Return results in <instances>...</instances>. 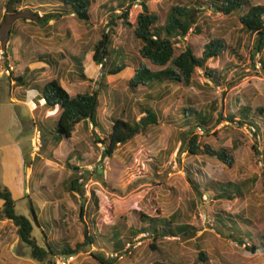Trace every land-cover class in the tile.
Here are the masks:
<instances>
[{"label": "rangeland", "instance_id": "obj_1", "mask_svg": "<svg viewBox=\"0 0 264 264\" xmlns=\"http://www.w3.org/2000/svg\"><path fill=\"white\" fill-rule=\"evenodd\" d=\"M48 1L51 4L33 6L30 13L20 9V12L11 11L4 20L0 15V75H3L0 77V185L13 194L16 212L33 222L32 234L37 243L45 246V239H48L58 246L67 243L74 246L83 240L86 226L96 233L97 243L90 249L84 248L67 256L68 264H99L90 255L92 251L113 259L110 261L115 264H264V250L252 252L247 248L252 240L245 238V244H240L225 236L226 230L214 218L215 213L236 214L244 231L255 236L264 234V112L254 118L260 125L259 136L251 127L239 124L240 109L248 107L254 117L258 107L264 108V72L258 64L260 57L264 58V50L256 54L257 36L242 27L237 14L225 16L204 4L196 7L201 33L191 30L176 41L175 47L179 52L184 45L191 44L201 56L204 44L212 37L223 38L228 44L225 51L206 63L221 75L219 82L213 83L204 69L198 68L194 80L199 85L164 84L159 93L141 85L132 93L128 81L134 74L133 67L111 75L87 57L83 59L86 78L72 84L69 77L72 74L79 76L70 54H79L81 50H87V55L93 54L94 44L109 25V8L115 7L117 0H94L88 25L78 22L70 13L59 15L60 3ZM153 1L164 10L177 3L194 5V0ZM248 1L264 5V0ZM104 4L108 6L103 7ZM50 14L57 16H52L50 23H44L42 19H48ZM135 14L131 13L132 21ZM56 19L57 23L53 24ZM13 22L22 25L11 28ZM19 36L23 38L24 46ZM111 38L116 48L122 47L138 62V44L132 38V29L119 24L113 27ZM8 50L18 52L20 60L22 56L36 59L41 53L57 58L60 64L54 71L60 69L59 76L72 95L77 91L96 89L98 82L106 77L110 84L109 94L99 91V118L106 129H110L112 119L121 116L122 109H125V118L139 120L144 116V106L156 109L161 114V123L119 145L112 156L104 157V142H96L92 128L85 132L81 125L76 127L70 139L56 147L50 144L47 149L40 150L38 121L32 119L28 108L15 106L17 95L11 92L5 77L9 75L5 65L10 61ZM18 53L10 59H15ZM147 63L152 69H158L148 60ZM70 69L73 70L67 77ZM151 94L152 99H149ZM187 109H196L209 116L207 132L202 127L199 130L194 121L183 120ZM230 113L235 115L233 122ZM95 131L100 140L104 139L106 132ZM193 132L198 133L200 142L215 148L231 149L234 142L239 143L232 151L233 166L229 167L215 157L179 152L183 141ZM66 162L78 166V174L92 173L84 185L85 198L71 194L63 187V181L72 173ZM190 164L202 167L213 181L242 183L244 196L227 201L206 192L199 198L187 180ZM96 169L102 174V181L97 180ZM92 191H95L97 201ZM29 197L34 201L40 226L31 213ZM193 198L195 207L191 209L189 201ZM2 203L0 199V214ZM82 205L83 215H80ZM138 211L163 217L180 213L183 220L194 225V237L165 236L157 240L152 237L130 250L128 244H134L138 234L126 242L121 252L114 251L112 229L103 228L99 222L113 225L121 233V240L126 241L125 236L137 225ZM255 239L258 242V238ZM201 251L205 253L206 261H197ZM59 257L48 256L44 261L33 258L30 248L18 237L17 228L0 216V264H57Z\"/></svg>", "mask_w": 264, "mask_h": 264}, {"label": "trees", "instance_id": "obj_2", "mask_svg": "<svg viewBox=\"0 0 264 264\" xmlns=\"http://www.w3.org/2000/svg\"><path fill=\"white\" fill-rule=\"evenodd\" d=\"M27 0H6L7 12H13ZM44 1V0H43ZM46 1V0H45ZM60 3L59 15L73 14L76 20L82 24L88 25L91 21L92 14L90 8L94 0H56ZM199 3V4H198ZM197 4V5H196ZM208 4L215 11L228 16L237 14L242 24L249 33L257 36V44L255 46L256 54L264 50V5L251 3L248 0H194V5L184 2L177 3L164 10L153 0H117L115 7L109 8V25L102 31L101 38L93 46V60L96 65L102 67L107 74L116 75L122 72L127 67H133L134 74L128 81L130 91L134 93L139 86H146L155 89L154 93H159L163 90L164 84L177 85H199L194 80V75L198 68H203L205 74L211 78L212 82L220 81V74H216V70L206 65L209 59L219 57L227 48V42L223 38H211L204 44L202 55L198 56L191 44L184 45L179 52H176V41H180L188 35L191 30L196 33H201V25L198 23L199 17L196 14V7ZM108 5L104 4L103 7ZM64 8V9H63ZM118 12V13H116ZM135 12V19L132 21L131 13ZM56 14L48 16L49 20ZM132 29V38L138 44L137 61L133 57L126 54L122 47L116 48L112 41L113 27L117 25ZM87 50H81L79 54H70L74 67L77 70L78 76L85 79L83 59ZM255 56V54H253ZM144 60H148L158 69H152ZM254 60V59H253ZM259 63L261 70L264 72V58L260 57ZM18 81H23L21 77ZM106 77H103L98 82L96 89L84 91L72 97L69 92L63 87L59 77L47 79L43 83L42 98L45 100V105L48 108L59 105L61 112L59 117L53 121L39 124L41 149L45 150L50 144L55 147L64 139H70L73 136L77 126L88 132L92 128V134L96 142H104L105 147L103 156H112L119 145L125 144L137 134H144L154 127H158L161 123V114L150 106H144V116L139 120L132 117L125 118L121 111V116L112 119L110 129H106L105 123L99 118L100 109V90L109 94ZM169 86V85H168ZM163 88V89H162ZM117 94V93H116ZM112 96V95H111ZM153 94L149 99H152ZM113 97V96H112ZM189 110V111H188ZM258 113L251 116L248 107L242 108L239 111L241 119L239 124H246L253 129L256 136L260 135V125L254 120L259 114L264 112V108L258 107ZM183 120L185 122L194 121L198 127H202L204 132L208 131L209 116L196 109L184 110ZM230 121L233 122L235 115H229ZM109 127V126H108ZM102 133L106 132L104 139L100 140L95 130ZM198 133H192L188 140H184L179 152L186 151L191 155H203L215 157L229 167L233 166L234 158L232 151H235L239 143L234 142L231 149L227 147H213L210 144L199 141ZM99 140V141H97ZM183 145H186L183 147ZM53 159V153L51 154ZM264 159V154H262ZM67 167L72 171L70 176L63 181V187L71 194H79L84 197V185L90 178L91 172L86 171L85 175L78 174L79 167L66 162ZM264 175V172H263ZM97 180L102 181V174L95 171ZM84 178L81 182L80 180ZM187 180L193 189L196 196L202 198L204 193L211 192L212 196L219 200L232 201L236 198L244 196V186L242 183L234 181L217 182L200 166L192 164L187 166ZM210 188V189H209ZM94 199L97 201L95 191H92ZM0 199L3 200L2 213L0 216L7 221H10L17 228V235L21 242L26 244L33 258L44 261L48 256L52 258L56 256H73L84 248L90 249L97 243L96 233L89 227L83 230V240L71 245H57L45 239V246L37 243L36 237L33 236V222L26 216L16 212V201L11 191L0 185ZM30 199V208L34 215V220L40 226L34 201ZM191 209L195 207L194 198L189 201ZM80 215H83L84 206L80 207ZM216 222L222 224L227 234L225 236L237 240L240 244H245V238L252 240L250 247H247L252 252L264 250V234L252 235L248 231L241 228V222L236 214L215 213ZM102 227L111 230L113 241V250L121 252L126 245V242L132 240L136 235L149 231L153 239L157 240L165 236H183L186 239L194 237L195 227L189 221L183 220L180 213L174 212L168 217L150 216L141 211L137 212V225L132 227L128 239L121 240V233L116 231L113 225L103 222ZM97 223V224H99ZM44 231V230H43ZM45 233V231H44ZM46 237V234H45ZM258 238V242L255 238ZM152 248L155 249V247ZM90 255L99 264H115L113 259L104 257L98 251H92ZM207 260L203 251L198 253L197 261Z\"/></svg>", "mask_w": 264, "mask_h": 264}, {"label": "crops", "instance_id": "obj_3", "mask_svg": "<svg viewBox=\"0 0 264 264\" xmlns=\"http://www.w3.org/2000/svg\"><path fill=\"white\" fill-rule=\"evenodd\" d=\"M46 4H51L48 0H27L24 1L22 5L18 7V12L19 9L21 11H27L30 13L31 9L33 6H42ZM2 5L0 9V15H1V20L6 18L9 13L7 12L6 9V0H0V6ZM15 10V11H17ZM36 12V11H34ZM36 17L37 14H34ZM51 15V14H50ZM73 15V14H70ZM53 18H50L49 20H44V23H50ZM30 20V19H26ZM33 21V20H31ZM32 23V22H31ZM57 23V19L54 20L53 24ZM1 25V24H0ZM21 24H18L16 22H13L11 25V28L13 26H21ZM20 37V36H19ZM21 45H23V41L20 37ZM15 41V40H13ZM24 46V45H23ZM19 50V49H18ZM18 52H13L8 50V57L10 61H6V69L9 70V68L13 67L11 71H9V75H5V77L8 79V84H9V89L11 88V92L17 95L15 97V106H24L29 109L32 115V119L37 120V125L39 126L40 123H44L49 121V119L55 121L61 112V107L59 105H56L55 107L48 108L45 105V100L42 98V88H43V83L50 78L54 77H59L60 82L63 85V87L69 92V94L74 97L76 94L80 93V91H77L74 95L71 94V92L68 90V88L64 85L62 76H59L60 69H58L57 72L54 71V68L59 67V60L53 56H51L49 53H41L37 55V58H32L28 56L29 58L26 57V59L22 56V59L20 60V54L15 58V59H10L13 58V56H16ZM25 54V53H24ZM34 55V54H33ZM91 58L93 60V54L92 55H87L85 56V59ZM84 59V60H85ZM72 61V60H71ZM94 61V60H93ZM147 63V60H144ZM148 64V63H147ZM21 65V66H20ZM72 65L74 67V64L72 62ZM149 65V64H148ZM150 66V65H149ZM16 67V71L15 68ZM18 67V68H17ZM130 68V67H129ZM73 69H70L67 71L68 75L71 74ZM103 70V69H102ZM63 73V72H62ZM3 75H0V77ZM74 76V77H73ZM9 77V78H8ZM21 77L24 79L22 82L18 81L17 78ZM70 83L74 84L77 82H83L81 79L75 74H72L71 77H69ZM76 79V80H75ZM75 81V82H74ZM11 83V84H10ZM18 93V94H17ZM37 118V119H36ZM65 140V139H64ZM62 140V141H64ZM61 141V142H62ZM60 142V143H61ZM3 204V203H2ZM113 244V243H112ZM113 247V246H112Z\"/></svg>", "mask_w": 264, "mask_h": 264}, {"label": "built area", "instance_id": "obj_4", "mask_svg": "<svg viewBox=\"0 0 264 264\" xmlns=\"http://www.w3.org/2000/svg\"><path fill=\"white\" fill-rule=\"evenodd\" d=\"M0 56H2V53H1ZM258 64L260 65V63H258ZM6 73H9V70H6ZM198 129L201 130L200 127H198ZM37 141L39 143L38 147H41L40 132H38ZM80 175H82V173H80ZM149 238H152V234L149 231L140 233L135 238L136 242L134 244H132V245L128 244V247H129L130 250L133 249V248H136L137 246L142 244L143 240L149 239ZM66 259H67V256H60L59 258H57V264H68Z\"/></svg>", "mask_w": 264, "mask_h": 264}]
</instances>
